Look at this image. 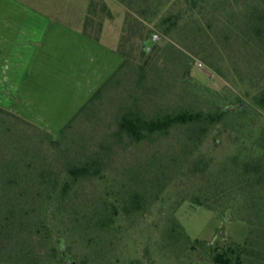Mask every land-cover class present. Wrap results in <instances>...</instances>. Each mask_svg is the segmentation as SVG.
<instances>
[{"label":"trees","instance_id":"16d2710c","mask_svg":"<svg viewBox=\"0 0 264 264\" xmlns=\"http://www.w3.org/2000/svg\"><path fill=\"white\" fill-rule=\"evenodd\" d=\"M115 1L125 9L123 46L117 51L123 61L57 134L0 107V264H65L62 253L71 257L76 237L88 247L89 234H113L118 220L142 216L149 192L158 185L155 175L149 188L142 184V166L158 168L166 179V173L184 168L182 180H201L202 185L193 197L176 204L189 201L214 213H226L235 202L243 209L254 207L251 196L264 187V125L250 149L244 154L239 151L217 170H212L210 160L192 155L215 126L221 125L222 132L241 131L249 127L251 115H264V0ZM101 14L109 17L104 1L90 0L86 32ZM96 24L100 32L101 22ZM141 28L146 33L136 61L122 48L127 36H135ZM212 35L253 51L255 70L240 77L241 84L249 86L243 94L249 102H241L237 109L204 111L184 105L187 95L178 93L182 104L175 105L174 85L167 81L165 68L158 69L152 60L153 49L168 37L185 49L189 40L207 46ZM208 66L222 75L213 63ZM260 67V76L255 77ZM229 81L234 85L233 77ZM102 101L112 105L110 123L94 136L90 134L96 132L94 127L103 125ZM175 129L188 132L177 141L181 150H187L184 157L172 156L162 166L151 155L147 164L118 169L130 147L163 141ZM95 181L99 188L93 186ZM41 249L50 252L44 255ZM255 254L248 264H264L262 256ZM235 257L234 264H240V257ZM213 262L233 264L220 253Z\"/></svg>","mask_w":264,"mask_h":264},{"label":"rangeland","instance_id":"374dc122","mask_svg":"<svg viewBox=\"0 0 264 264\" xmlns=\"http://www.w3.org/2000/svg\"><path fill=\"white\" fill-rule=\"evenodd\" d=\"M2 1L11 3V8L15 7L16 13L12 17L22 10L32 13L33 19L16 21L13 27L17 32L15 35L20 40L18 42L27 40V43H36L40 38L47 37L43 35L45 30L56 29L55 23L75 31L79 27L83 30L90 0ZM103 1L108 8L109 17L103 14L97 16L95 25L101 22V31L98 32V27L94 25L88 28L87 32L92 37L98 36L102 44L112 48L114 56L119 57L118 60L113 58L115 64L116 60L123 59L117 51L123 46L125 9L115 0ZM35 16L41 19L44 17L46 18L44 20H48L51 24H41L39 19L34 18ZM20 18L22 17L17 19ZM145 33L146 30L141 28L135 36H127L122 48L136 61L141 54ZM172 43L177 46L172 48ZM186 43L189 47L187 49L182 45L179 47L174 38L168 37L159 41L152 51V60L159 64L158 69L165 68L164 75L167 81L174 85L172 103L182 104L177 96L178 93L183 95L186 93L184 105L204 111L219 107L237 109L241 102H249V99L243 96L250 91L249 86L241 84L240 77L245 72L255 70L252 50L239 42H225L220 37H214L212 43L206 42L207 46H203L202 43L198 46V42L192 43L191 40ZM33 51L39 52L37 48ZM196 52L199 55H196ZM209 63L218 67L222 75L211 69ZM261 69L262 67L255 72V77L260 76ZM261 76L264 77V74L261 73ZM232 77L234 85L229 81ZM61 106L51 103L37 105L3 102L0 104V107L51 134H57L69 121L65 117L60 118L58 110L52 112L53 108H61ZM111 106L106 101H102L99 114L103 125L100 129L97 126L89 127L97 129L90 134L98 136L107 130L106 123H110ZM237 123L241 124L240 121H236ZM248 124L249 127L244 130L227 128L226 132H222L221 125L215 126L207 133L199 150L191 154L194 158L202 156L205 160H210L212 170H217L220 164L239 151L244 154L245 149L251 148L253 142L260 136L259 128L264 125V115L260 113L251 115ZM187 135L186 130L175 129L163 141L132 146L127 153L122 154L119 161L121 165H117L118 169H129L134 164H147V159L151 155L157 159L154 163L162 166L167 165L168 158L172 156L176 159L184 157L187 150H181L179 142ZM191 154L187 155L190 157ZM139 171L142 184L147 188L154 181V175L158 181V185H155L153 190L150 189L143 215L138 218L118 220L114 229L116 232L113 234H101L98 237L96 233L89 234L88 247L76 237L71 250V258L76 264L82 262L85 264H215L213 258L219 253L231 259L233 264L236 255L240 257V264H248L247 259L249 260L252 255L256 256L255 253H259L264 259V187H260L262 191L252 194L251 197L255 198L254 207L243 209L240 203L235 202L226 213H214L189 201L176 204L181 198L193 197L202 185L201 180H182L184 168L174 173H166L167 179L163 178L159 169L154 166L148 168L142 166ZM164 182H167L166 186H161ZM98 185V181L93 184L96 188ZM91 187L86 188V192ZM40 251L44 255L50 252L49 249ZM238 251L241 252L238 254ZM50 264L62 263L54 261Z\"/></svg>","mask_w":264,"mask_h":264},{"label":"crops","instance_id":"0c3cea01","mask_svg":"<svg viewBox=\"0 0 264 264\" xmlns=\"http://www.w3.org/2000/svg\"><path fill=\"white\" fill-rule=\"evenodd\" d=\"M10 4L0 0V104L62 105L52 112L58 110L60 118L70 120L123 59L117 61L110 46L90 37L84 22L83 30L76 31L55 23L56 29L45 30L47 37L20 43L13 24L33 19L32 13L22 10L12 17L16 11ZM34 18L51 24L44 17Z\"/></svg>","mask_w":264,"mask_h":264},{"label":"water","instance_id":"95a60500","mask_svg":"<svg viewBox=\"0 0 264 264\" xmlns=\"http://www.w3.org/2000/svg\"><path fill=\"white\" fill-rule=\"evenodd\" d=\"M65 256H66V264H76L72 258L68 257L67 255H65Z\"/></svg>","mask_w":264,"mask_h":264},{"label":"flooded vegetation","instance_id":"af4514ba","mask_svg":"<svg viewBox=\"0 0 264 264\" xmlns=\"http://www.w3.org/2000/svg\"><path fill=\"white\" fill-rule=\"evenodd\" d=\"M67 255L68 257H70V255H68L67 253H65V252H63L62 253V258H63V260H64V262H65V264H66V256L65 255ZM71 258V257H70Z\"/></svg>","mask_w":264,"mask_h":264}]
</instances>
